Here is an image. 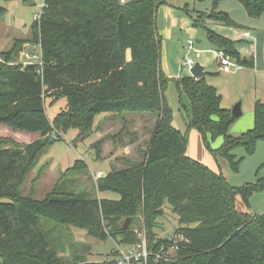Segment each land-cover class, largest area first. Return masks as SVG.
Listing matches in <instances>:
<instances>
[{
	"label": "trees",
	"instance_id": "16d2710c",
	"mask_svg": "<svg viewBox=\"0 0 264 264\" xmlns=\"http://www.w3.org/2000/svg\"><path fill=\"white\" fill-rule=\"evenodd\" d=\"M221 1H212L207 18L243 28L217 10ZM236 1L251 19L264 15V0ZM43 3L30 37L16 39L0 52V125L39 135L28 144L7 140L11 145L0 148V264H63L51 247L42 220L76 227L101 241L110 238L129 245L139 240L121 220L140 215L147 229V250L158 251L172 240V236L157 238L154 232L165 206L177 218L173 235L181 234L184 240L172 261L155 262L149 257L146 264H264V213L252 217L236 208L237 196L243 210L249 208L252 195L264 191V178L254 185L233 188L220 172L187 156V138L172 126L173 110L165 93L173 82L179 102L182 96L188 101L187 128L198 130L212 157L225 159L235 174L241 160L232 149L242 146L251 155L256 143L264 141V101L254 104L253 128L234 137L229 130L235 117L221 107V97L204 77H166L156 27L157 9L166 4L164 0ZM5 12L0 7V16ZM205 17L200 14L194 26L205 29L209 43L229 53L241 66L252 68V60L243 61L229 39L205 28ZM29 43L40 45L41 75L35 66L23 68L16 62ZM63 98L66 111L49 121L45 101L52 105ZM127 113H147L156 121L141 157L121 159L124 168H112L95 184L97 192L115 193L118 200L81 198V193L66 192L59 186L43 199L33 198L32 189L22 195L28 172L46 147L62 141L68 130L90 132L101 114ZM219 137L221 146L212 149L210 142ZM100 143L94 146L99 149ZM81 170H87V165L76 161L66 172Z\"/></svg>",
	"mask_w": 264,
	"mask_h": 264
},
{
	"label": "rangeland",
	"instance_id": "374dc122",
	"mask_svg": "<svg viewBox=\"0 0 264 264\" xmlns=\"http://www.w3.org/2000/svg\"><path fill=\"white\" fill-rule=\"evenodd\" d=\"M128 0H124L125 3ZM166 4L158 7L156 13L157 32L161 38V69L170 78L187 77L188 68L184 65L187 57L194 64L199 63L206 69L205 81L215 83L221 95L222 106L243 102L244 112L252 100L261 97L262 83H264V15L258 19H250L246 16L243 8L236 0H222L217 10L227 13L235 23L243 28H230L216 21L209 20L208 15L212 10V1L197 2L195 0H164ZM44 0H33L31 4L22 1L6 2L0 0V7L6 9L5 14L0 16V52L10 47L15 38H28L31 33L33 16L40 12ZM201 15L204 18L205 28L229 39L233 43L234 50L240 58L254 60V68L246 69L239 80H232L227 74H216L214 48L209 43L205 29L194 26L195 20ZM237 24V25H238ZM249 32L250 37L244 38L243 31ZM193 42L195 52L188 53L187 42ZM23 49V48H22ZM20 62V57L16 61ZM241 65L240 62H238ZM180 78V77H179ZM208 84V83H207ZM256 88V91L254 90ZM166 98L175 112L173 113L172 125L182 136L187 138V156L205 165L210 170L220 172L227 183L233 188H242L254 185L259 179L264 178V141L256 143L253 154L248 155L242 146L232 149V154L240 161L239 172L233 173L228 162L223 158L214 159L204 146L202 135L196 129L187 128V116L189 107L185 97H181L173 82H170L166 90ZM46 114L49 121L62 112L66 111V99H60L51 105L50 100L45 101ZM156 118L147 113H127L124 115H112L96 117L90 132H79L76 129L68 130L62 135V141L55 142L44 149L39 155L36 164L28 172L26 181L21 188L22 195L33 191V198L43 199L46 194L55 188L62 187L64 191L80 194L81 198H96V180L94 174L112 168L122 169L125 167L123 158L138 160L145 143L148 141ZM234 123L230 126L229 134L239 136L243 133V125ZM246 125V124H244ZM248 125V124H247ZM37 134H29L13 130L8 126L0 125L1 147L10 146V141L25 144L26 140ZM5 140V141H4ZM221 138L210 142L212 149L220 147ZM100 143L99 149L94 145ZM97 157V158H96ZM107 161H104L106 160ZM102 160V161H99ZM83 161L87 170L79 172H66L74 162ZM77 169L81 166L77 165ZM40 171V172H39ZM61 174H55L59 172ZM39 172V174H38ZM38 174V175H37ZM55 174V175H54ZM38 178L34 181L33 179ZM52 176V177H51ZM49 177V178H48ZM109 196L117 197V194L106 192ZM236 208L246 211L255 217L264 213V191L254 193L250 198V206L243 210L239 196L236 198ZM122 219L121 222H126ZM43 229L48 233L51 247L63 264H79L86 262H103L113 256L116 243L112 239L101 241L90 237L84 230L76 227H61L48 220H42ZM177 225L176 216L171 213L169 206L164 207V215L158 220V228L154 229L157 238H170ZM129 226L137 235V240L147 238V229L141 216L130 220Z\"/></svg>",
	"mask_w": 264,
	"mask_h": 264
},
{
	"label": "built area",
	"instance_id": "2783aa9c",
	"mask_svg": "<svg viewBox=\"0 0 264 264\" xmlns=\"http://www.w3.org/2000/svg\"><path fill=\"white\" fill-rule=\"evenodd\" d=\"M44 3L41 6L40 12L33 16V22H38L42 14ZM244 37H249V33L245 32ZM188 53L195 52L193 42L188 40L187 42ZM218 69L222 73H229L233 70H237L241 67L236 59H234L229 53L222 49L213 52ZM20 62H18L23 68L27 66H35L37 73L42 74L44 65L42 51L39 44H25L22 51L19 54ZM184 65L189 70V76L192 77L190 70L192 69L194 62L191 58L187 57ZM193 78V77H192ZM197 80L198 78H193ZM105 175L102 172H98L94 175V179L103 178ZM184 240L181 234L172 235L171 244L165 246L162 245L158 251L150 252L147 250L146 240H139L134 244H118L116 243L113 256L108 260L116 262V264H146L148 258L151 257L155 262L160 261H172L176 258L178 246L180 242Z\"/></svg>",
	"mask_w": 264,
	"mask_h": 264
},
{
	"label": "crops",
	"instance_id": "0c3cea01",
	"mask_svg": "<svg viewBox=\"0 0 264 264\" xmlns=\"http://www.w3.org/2000/svg\"><path fill=\"white\" fill-rule=\"evenodd\" d=\"M246 14V13H245ZM247 16V15H246ZM248 17V16H247ZM249 18V17H248ZM251 19V18H250ZM236 23V22H235ZM236 24H238V23H236ZM238 25H241V24H238ZM231 28V27H230ZM245 32H248V31H246V30H244L243 31V37H244V33ZM249 33V32H248ZM223 37V36H222ZM249 37H250V34H249ZM249 37H244V38H249ZM29 38V37H28ZM28 38H15L14 40H16V39H28ZM13 40V41H14ZM13 43V42H12ZM12 43L10 44V47H11V45H12ZM212 46V45H211ZM9 47V48H10ZM213 48H214V50H212V52H214V51H216V50H219V49H217V48H215L214 46H212ZM8 48V49H9ZM7 50V49H6ZM2 51H5V50H2ZM243 61H246V60H252V68H248V67H245V66H241L239 69H237V70H233L232 72H229V73H222V72H220L219 71V69H218V66H217V63H216V61H215V64H216V67H217V70L215 71V73L216 74H220V73H222V74H227V75H229L230 76V78L232 79V80H234V79H236V80H239L245 73H247V71L244 69V68H246V69H253L254 68V60H253V57H251V58H243L242 59ZM204 72H205V75H204V79L206 78V76H207V74H212V72H206V69L204 68ZM165 74V73H164ZM189 76V75H188ZM167 78H169V79H174V78H170V77H168V76H166ZM180 78H181V76H179ZM179 77H176L175 78V80H177V79H179ZM207 83L209 84V85H211V86H213L214 87V85H216L215 83H213V82H209V81H207ZM216 89V91H217V94L221 97V95L218 93V90H217V88H215ZM255 91H256V88L254 89ZM261 97L262 98H258L257 100H255L254 99V101L252 100V102H250L249 104H248V106L247 107H245L246 108V111H247V113H246V115H244L245 114V110H244V104H243V102H241V104H240V111H241V115L238 117V118H235V122H234V125L235 124H237V125H243V128H242V131H243V133L244 132H246V131H248V130H250V129H252L253 128V126H254V104H255V102H257V101H264V83H262V88H261ZM185 102H187L186 104V106L188 107V101H187V99H185ZM233 103L234 102H232L231 104H227L225 107L224 106H222V101H221V107L223 108V109H226V110H229L230 112L232 111V109H233V107H232V105H233ZM174 107L175 106H173V108H172V110H173V113L175 112V110H174ZM105 116H111V114H101L100 116H97V118L98 117H105ZM244 124H246V125H244ZM248 124V125H247ZM236 125V126H237ZM241 125V126H242ZM173 126V125H172ZM174 127V126H173ZM39 138V135L37 134V135H34V137H31L30 139H28V140H26V143L25 144H28V143H31L32 141H34V140H36V139H38ZM219 138H221V137H219ZM219 138H217V139H219ZM216 139V140H217ZM222 142H223V139L221 138V140H220V143L219 144H222ZM221 146V145H220ZM99 156H100V154H99ZM97 157H98V155H97ZM96 157V158H97ZM190 157V156H189ZM99 161H102V160H99ZM104 161H107V159L106 160H104ZM108 162V161H107ZM109 167H110V164L108 165ZM108 167V170L107 171H105L104 172V175H106L109 171H110V168ZM69 169V168H68ZM67 169H65L64 171H66ZM63 171V172H64ZM63 172H59V173H55L56 175L57 174H61V173H63ZM54 174V175H55ZM96 174V173H95ZM94 174V175H95ZM93 175V176H94ZM52 177V176H51ZM27 178V177H26ZM49 178V177H48ZM97 192V191H96ZM96 198L97 199H106V200H118V198H119V196L117 195V197H114V196H109V195H107L106 194V192H97V196H96ZM37 199V198H36Z\"/></svg>",
	"mask_w": 264,
	"mask_h": 264
},
{
	"label": "water",
	"instance_id": "95a60500",
	"mask_svg": "<svg viewBox=\"0 0 264 264\" xmlns=\"http://www.w3.org/2000/svg\"><path fill=\"white\" fill-rule=\"evenodd\" d=\"M120 2L123 3L124 0H120ZM190 73H191L193 78H203L205 75L204 67L201 66L199 63H196L193 65L192 69L190 70ZM231 113L235 118H238L241 115L239 103H237L233 107ZM129 223H130V219H127L126 222L124 223V227L125 228L128 227Z\"/></svg>",
	"mask_w": 264,
	"mask_h": 264
}]
</instances>
